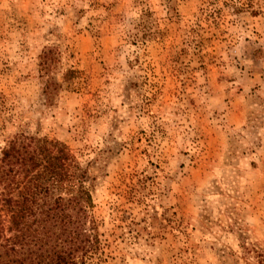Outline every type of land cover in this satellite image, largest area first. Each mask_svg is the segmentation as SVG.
I'll list each match as a JSON object with an SVG mask.
<instances>
[{"label": "rangeland", "instance_id": "374dc122", "mask_svg": "<svg viewBox=\"0 0 264 264\" xmlns=\"http://www.w3.org/2000/svg\"><path fill=\"white\" fill-rule=\"evenodd\" d=\"M30 137L86 264H264V0H0V151Z\"/></svg>", "mask_w": 264, "mask_h": 264}, {"label": "trees", "instance_id": "16d2710c", "mask_svg": "<svg viewBox=\"0 0 264 264\" xmlns=\"http://www.w3.org/2000/svg\"><path fill=\"white\" fill-rule=\"evenodd\" d=\"M64 146L33 137L10 142L0 151V264H86L92 235L82 227L88 192L51 196L67 177ZM83 216V217H82ZM83 256L78 258V252Z\"/></svg>", "mask_w": 264, "mask_h": 264}]
</instances>
